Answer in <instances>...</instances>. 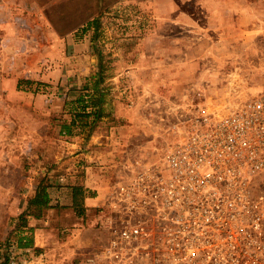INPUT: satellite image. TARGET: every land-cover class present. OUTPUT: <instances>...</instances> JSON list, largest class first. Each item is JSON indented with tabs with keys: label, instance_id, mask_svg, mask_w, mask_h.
<instances>
[{
	"label": "rangeland",
	"instance_id": "obj_1",
	"mask_svg": "<svg viewBox=\"0 0 264 264\" xmlns=\"http://www.w3.org/2000/svg\"><path fill=\"white\" fill-rule=\"evenodd\" d=\"M226 1H232L238 12L226 16ZM13 4L21 37L10 40L1 33L0 52L4 53L0 59L10 68L26 43L34 41L42 46L43 70L41 78L29 79L38 85L18 87L15 94L19 95L10 98L0 87V262L16 256L25 258L27 264H78L86 250L99 242L101 225L109 215L100 207L103 201L86 208L83 215L66 202L59 204L63 208L59 238L71 243L59 249V263L49 262L46 252L32 245L19 246V239H25L19 235L25 228H19V217L38 184L43 179L53 185L72 182L63 164L69 153L62 150L68 138L62 126L71 120V113L60 101L70 95L68 86L76 76L67 75L69 71L55 73L62 69L67 48L75 53L74 63L96 67L93 80L103 67L107 99L119 90L122 102L134 107L125 128L128 133L123 139L118 132L114 136L121 138L125 155L108 169L112 173L109 184L122 163L136 157H158L171 141V127L178 116L194 104L224 109L241 104V92L264 90L257 87L264 83V0H14ZM214 10L218 19H214ZM94 19L99 21L97 29L84 30ZM34 31V39L26 35ZM50 36L61 42L55 61L46 51ZM77 45L83 48L81 53L75 51ZM135 64L140 72L135 77L139 88L132 86L131 77L118 88L106 83L116 69ZM50 72L55 76L43 78ZM76 89L75 96L78 90L89 92L87 86ZM139 91L145 96L138 97ZM33 93L45 97L42 108L30 99ZM134 98L142 102L135 104ZM89 139L81 137L84 143ZM84 197V193L78 195L79 207ZM27 248H33L34 255L25 257L22 251ZM41 253L43 262L36 257Z\"/></svg>",
	"mask_w": 264,
	"mask_h": 264
},
{
	"label": "built area",
	"instance_id": "obj_2",
	"mask_svg": "<svg viewBox=\"0 0 264 264\" xmlns=\"http://www.w3.org/2000/svg\"><path fill=\"white\" fill-rule=\"evenodd\" d=\"M171 128L158 157L116 168L99 242L78 264H264V90L194 104Z\"/></svg>",
	"mask_w": 264,
	"mask_h": 264
},
{
	"label": "crops",
	"instance_id": "obj_3",
	"mask_svg": "<svg viewBox=\"0 0 264 264\" xmlns=\"http://www.w3.org/2000/svg\"><path fill=\"white\" fill-rule=\"evenodd\" d=\"M13 3L14 0H0V38H2V34L4 32L6 33L5 38L10 40H15L21 37L20 33L17 32L18 29H20V27H17V24L21 25V22L16 20L19 19V16L13 9L14 6H16ZM226 3V7L229 10H227L226 16L234 15V13L238 12L235 11L234 7L236 5L232 4V1H226ZM216 12L217 10H214V19H218V14ZM26 35L28 37L32 36V39H34L36 32H26ZM50 39V47L46 48V51L48 52V55L51 54L50 56L52 61H55L54 59L58 57L57 51L59 50V45H61V42L58 41L57 36H50ZM40 45L41 43L36 45L34 41L29 44L26 43L24 52L22 55H19V58L17 57L13 60V64H11L10 68V65L6 64V60L0 59V87L3 89V91L8 93V97L11 95H19L17 93L15 94L18 87L28 84H34L35 86L38 85L37 82H31L29 79H39L42 76L41 72L43 69L40 63L43 56V50L42 46ZM12 48L16 49V43H12ZM70 49L71 48H67L66 50V57L64 58L65 62L61 64L62 69H55V73L60 71H65L68 73L69 71L67 75L76 76V78L74 77L73 79L74 81L70 83V86H68L69 90L71 91L70 95H65V98L62 97L63 99L60 101L63 105L66 102H72L71 99L76 97L74 94L76 93V88L79 89L86 86L89 87V92L86 97L90 96V94H92L91 88L93 84V77L96 75V67H93V65L91 66V64L89 65L88 63H74L73 56H75V53H72ZM78 49H80L81 53L83 48H79L77 45L75 51H79ZM9 51L12 53L13 50L11 47ZM170 51L171 50H169V52ZM0 53H4V50ZM32 54L35 55L34 59L32 58ZM87 58L88 57L86 56L85 60ZM56 64L58 67L60 63ZM135 67H138V65H128L126 68H123L122 66L121 68L116 69V71L109 77L106 83L110 85L114 84L116 85V88H118V85L122 84V81L131 77L132 86L135 85L136 88H139V84L135 77L139 76L138 74H140V72L134 69ZM52 73L53 72H50L47 74V76L45 73L43 78L52 75L55 76V74ZM140 87H144V85ZM257 87L263 88L264 83L257 85ZM74 89L76 90L74 91ZM241 93V96L246 99L250 96L258 94L259 92H256L255 94L252 92ZM141 94L142 93L139 91L138 97L145 96L144 94ZM32 96L34 98L32 97L30 99L35 101L34 103L36 107L42 108L46 102L45 97L37 93H33ZM121 98V92L119 93L118 90L117 93L107 99V103L104 107L106 113L109 115L97 123L98 125L93 129L90 139L87 143L82 142L80 136H68L67 142L64 144L65 147H62V150L64 152L67 151L69 156H67V159L63 164L68 173L67 180L71 179L72 182H67V184L55 183L56 185L54 184L52 187H50L48 189L51 197L50 207L44 208L40 217L29 216L28 226L19 232L21 237H31L33 239L32 246H34L39 251L46 252L49 262L59 263L61 261L59 259V249H61L64 244H71L70 241L65 242L59 238V215L62 213L61 210L63 209L59 207V204L63 205L64 202H66L65 204L68 206H73V204L77 203L78 201L77 193L82 192L85 196L83 205L86 208H95L96 206H99L105 196L107 184L109 182L108 177L111 178L112 175L108 169L111 168V165L113 166L112 163L116 160V158L125 155V150L119 141L121 138L123 139V135H125V133H128V129L125 131V128L127 127V123H129L133 118L134 107L132 106V108H129L128 105H125L122 102ZM141 98L143 99V97ZM137 101L139 103L142 102V100L136 99L134 101L135 104H137ZM68 106L70 105H67V107ZM70 119H72V116H70ZM65 127L66 125L62 126V129ZM108 127H110V129ZM132 131L133 128L131 132H129V134L131 133L130 136L132 135ZM64 132L66 131L63 130L62 134ZM116 132L122 134V137L114 138ZM80 169L81 171L79 172ZM65 197L68 198L65 200ZM70 209L73 210L72 207H70ZM71 220L73 222L75 221L74 219Z\"/></svg>",
	"mask_w": 264,
	"mask_h": 264
},
{
	"label": "trees",
	"instance_id": "obj_4",
	"mask_svg": "<svg viewBox=\"0 0 264 264\" xmlns=\"http://www.w3.org/2000/svg\"><path fill=\"white\" fill-rule=\"evenodd\" d=\"M98 22V19L88 22L84 30L93 27L97 29ZM101 68L98 77L96 76L93 80L91 88L92 94H90V96L86 97L84 91L78 90L76 97L71 99L72 102L65 103L66 105H70L69 112L72 116L69 122L66 121L68 124H66L65 128L66 134L69 137L80 136L85 137L87 140L91 136L93 129L97 126V123L109 115L106 113L104 107L107 103L108 89L104 86V69L103 67ZM52 186L53 184L47 183L44 179L38 184L35 194L29 199L26 209L19 217V228L28 226V216L40 217L43 209L50 207L51 197L48 189ZM81 193L82 192H78L77 194L79 195ZM73 207L79 210L80 215H83L86 209L84 205L79 207L78 203H74ZM32 244L33 239L31 237L19 239L20 247L25 248ZM0 264H9V259L6 258L3 262H0Z\"/></svg>",
	"mask_w": 264,
	"mask_h": 264
}]
</instances>
